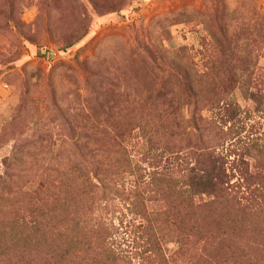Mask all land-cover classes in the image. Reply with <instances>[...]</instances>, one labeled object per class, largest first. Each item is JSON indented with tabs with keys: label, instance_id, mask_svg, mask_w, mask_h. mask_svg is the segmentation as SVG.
<instances>
[{
	"label": "rangeland",
	"instance_id": "obj_1",
	"mask_svg": "<svg viewBox=\"0 0 264 264\" xmlns=\"http://www.w3.org/2000/svg\"><path fill=\"white\" fill-rule=\"evenodd\" d=\"M263 52L264 0H0V264H104L96 241L113 264H185L158 214L171 219L192 167V109L159 97L179 93L176 77L226 82L249 53L252 82L218 113L202 103L215 124L200 135L228 174L264 189ZM126 128L122 152L110 137ZM97 210L117 233L75 239L76 214ZM205 215L202 264H264V192Z\"/></svg>",
	"mask_w": 264,
	"mask_h": 264
},
{
	"label": "trees",
	"instance_id": "obj_2",
	"mask_svg": "<svg viewBox=\"0 0 264 264\" xmlns=\"http://www.w3.org/2000/svg\"><path fill=\"white\" fill-rule=\"evenodd\" d=\"M241 51H245V49ZM239 54L237 71L232 75L230 73V77L226 79V82L214 79L206 80L205 76L191 79L176 77L174 84L179 90V93L169 92L159 97V100L163 103L168 101L167 106L184 102L188 103L192 109L189 112V122L195 141V145L191 148L192 159H194L191 164L192 167L180 177L184 181H176L178 188L175 186L173 193L175 202L172 208L173 214L171 219L168 220L169 210H161L158 214L162 228L168 229L171 227L172 234H175L179 238V249L182 255H186V260L183 258L181 261L185 264H202V262H205L203 259L206 256L205 246L202 243H205L203 235L209 231L207 230L209 224L205 226L203 224L210 221L207 220V216L205 215V213L209 212L210 208L223 202L230 207H242L249 210L256 205L258 200H260V195L264 192L260 184L251 183V177L240 174H236V176L234 174H228L223 166L222 159L209 146L210 140H206L204 136L200 135V132H204L206 126L215 124L212 120L203 118L200 114L199 107L202 103H205L204 105H214L213 108L216 107L215 111L218 113L223 110L221 107V97L226 96L233 84L237 83L239 86L244 87L247 82H252L250 78L253 71L250 68L255 67V64L251 62L249 53ZM112 130L114 135L110 137V141L115 142V139L119 140L116 146L122 152H125V148L123 147L124 143L127 142L126 140L129 137L130 130L127 128L124 130ZM96 151L98 152L97 149H93L92 159L95 158ZM176 166L173 164L171 167H167L166 170L163 168L161 172L154 173L155 176H158L160 184L164 182L162 178L166 176L165 173L172 171ZM207 168H211L210 172ZM255 178L258 179V177ZM97 183L101 187L93 184L91 178H88L84 182L87 185V189L90 190H97L99 188L111 190V188L107 189L109 186L106 184V180H97ZM96 209L95 207L94 211ZM97 213L90 211L88 213V222L86 220L84 221L83 218L86 214L84 215L82 211L79 216L76 214L72 221L75 227L73 230L75 239L81 238L83 234H87L89 238H97L101 234L105 235L106 238H110L117 233V230L113 229L111 221L100 215L98 210ZM97 242H95V249L104 255V264H113L115 254L112 249V243L98 245L96 244ZM4 250L9 249L5 248ZM218 252L219 250L217 248L213 252L212 258H214V255L218 257ZM160 264H165L163 257L161 258Z\"/></svg>",
	"mask_w": 264,
	"mask_h": 264
}]
</instances>
